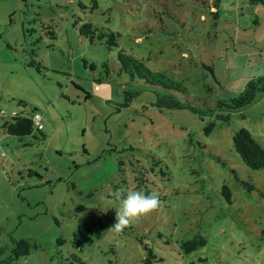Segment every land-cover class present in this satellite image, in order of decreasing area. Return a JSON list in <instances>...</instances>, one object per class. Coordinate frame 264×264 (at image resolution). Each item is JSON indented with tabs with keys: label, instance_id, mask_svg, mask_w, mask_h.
<instances>
[{
	"label": "rangeland",
	"instance_id": "rangeland-1",
	"mask_svg": "<svg viewBox=\"0 0 264 264\" xmlns=\"http://www.w3.org/2000/svg\"><path fill=\"white\" fill-rule=\"evenodd\" d=\"M211 1L0 0V111L35 113L45 135L21 142L0 115V246L36 244L12 264H146L150 253V264H264V167L249 170L232 144L243 127L264 148V92L218 106L264 76V6ZM107 29L119 34L111 49L96 37ZM120 50L180 82L198 114L158 107L119 73ZM139 165L162 208L116 233L103 213ZM90 217L101 233L79 244ZM197 233L206 244L186 253Z\"/></svg>",
	"mask_w": 264,
	"mask_h": 264
},
{
	"label": "trees",
	"instance_id": "trees-1",
	"mask_svg": "<svg viewBox=\"0 0 264 264\" xmlns=\"http://www.w3.org/2000/svg\"><path fill=\"white\" fill-rule=\"evenodd\" d=\"M25 1V0H23ZM205 2L206 0H196ZM221 0H212L214 4L219 3ZM250 5L262 4L264 6V0H247ZM211 7L215 8V5ZM103 29V28H102ZM88 30L92 33V25L88 24ZM100 32L96 35L99 39L102 37H107L108 41L106 45L108 49L117 46L118 33L113 31ZM117 60L119 63L118 71L119 73H124L129 80L140 81L151 88L153 96L156 97V105L162 107L165 105L169 109H181L186 108L193 110V112L198 114V111L189 105V101L182 96L179 98L178 95H184L187 91L185 87L178 81L171 80L167 75L158 71H152L149 69L141 59L134 57L131 54L124 53L123 51H118ZM211 72V68L208 67ZM264 92V76L261 78H256L250 80L245 85L243 91L236 98L230 99L229 101H220L218 106L225 107L230 110H240L242 107L252 103L258 93ZM130 97L137 95V92H127ZM177 95V96H176ZM194 103V101L191 102ZM25 106V105H24ZM0 115L6 119L3 121L2 128L10 136L23 138L25 136L32 135L33 131L36 130L40 135L45 136L42 133L43 126L40 122H36L35 113L32 115L30 112H12L10 114L5 113V111H0ZM200 118L202 113L199 112ZM219 117V115H217ZM217 117H215L217 119ZM224 121L228 120V117H222ZM215 126L214 120H209L204 125V132L208 134ZM42 133V134H41ZM38 138V137H35ZM25 145V143H23ZM232 144L235 153L238 155L242 163L252 171H257L264 167V148L257 142V140L251 135V133L246 128L238 129L232 136ZM121 162V161H120ZM140 164V161L137 160ZM158 164L155 162V165ZM139 171L133 176V180L136 182L132 190L143 191L146 194L153 192L151 181L147 176H142L148 172V169L144 166L139 165ZM154 173V172H153ZM162 174H164L161 171ZM154 175V174H153ZM253 186L249 185L248 189ZM224 197L229 200L230 191L226 185L222 186ZM164 198V196H162ZM161 199V197H160ZM82 209V208H80ZM115 211L109 209L103 213V217L114 223ZM103 225L101 219L97 217H90L89 219H80L77 224V231L73 234L74 240L77 243L90 244L94 236H99ZM11 247L7 248L4 245L0 246V264H12L13 261L18 260L21 257H26L30 254V249H35L36 244L25 238L13 239L10 238ZM206 244V239L200 233L195 234L192 238L187 239L183 242L182 246L186 253H189L198 247H202ZM147 259H144L146 264L151 263V258L154 257L153 254H149Z\"/></svg>",
	"mask_w": 264,
	"mask_h": 264
},
{
	"label": "clouds",
	"instance_id": "clouds-1",
	"mask_svg": "<svg viewBox=\"0 0 264 264\" xmlns=\"http://www.w3.org/2000/svg\"><path fill=\"white\" fill-rule=\"evenodd\" d=\"M117 201L119 206L115 211L114 223L109 228L116 233L122 232L135 221L162 208L160 196L155 191L146 194L139 190L127 191L121 188L111 193L108 203Z\"/></svg>",
	"mask_w": 264,
	"mask_h": 264
},
{
	"label": "built area",
	"instance_id": "built-area-1",
	"mask_svg": "<svg viewBox=\"0 0 264 264\" xmlns=\"http://www.w3.org/2000/svg\"><path fill=\"white\" fill-rule=\"evenodd\" d=\"M35 119H36V122L38 123L39 122V117L35 114Z\"/></svg>",
	"mask_w": 264,
	"mask_h": 264
}]
</instances>
